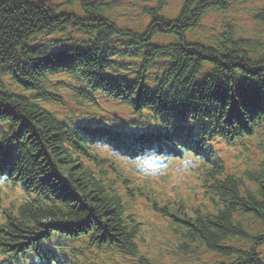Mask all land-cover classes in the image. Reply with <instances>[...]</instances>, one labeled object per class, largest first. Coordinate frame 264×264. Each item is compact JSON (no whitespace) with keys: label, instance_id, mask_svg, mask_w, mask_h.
Here are the masks:
<instances>
[{"label":"trees","instance_id":"trees-1","mask_svg":"<svg viewBox=\"0 0 264 264\" xmlns=\"http://www.w3.org/2000/svg\"><path fill=\"white\" fill-rule=\"evenodd\" d=\"M117 1L67 0L64 10L32 0L0 2V182L27 196L3 208L0 195L6 216L0 251L9 256L2 264H78L68 248L79 241L100 256L153 264L140 248L143 218L131 211L124 190L128 200L145 198L170 219L184 255L205 250L234 257L236 264H264L257 256L264 245V182L257 194L244 196L242 180L226 174L211 151L217 138L239 143L264 126V30L246 38L225 26L215 38L200 37L205 16L226 13L228 0H184L175 17L164 13L169 0H155L156 7L146 5L151 0L136 1L130 7L150 20L146 27L137 22L139 15L132 26L113 19ZM253 17L264 28V6ZM56 36L62 38L54 41ZM58 75L81 83L75 89L91 103L97 94L148 113L158 130L136 134L129 148L107 128H72L45 107L57 101L48 89ZM162 136L168 143L161 150L176 156L201 152L205 204L187 207L180 196L168 199L139 186L93 148L111 143L139 157L156 149ZM238 213L243 219H236ZM254 222L260 228L252 233ZM235 240L253 247L228 245Z\"/></svg>","mask_w":264,"mask_h":264},{"label":"rangeland","instance_id":"rangeland-1","mask_svg":"<svg viewBox=\"0 0 264 264\" xmlns=\"http://www.w3.org/2000/svg\"><path fill=\"white\" fill-rule=\"evenodd\" d=\"M134 1L136 0H121L120 9L116 8L114 11V15L117 16L119 22L127 25H132V23L136 22L137 15L135 12H132L130 7ZM180 1L181 0H174L171 2L170 6L174 9L178 8ZM64 2L65 0L52 1L53 4L61 3V5ZM142 2L143 1L140 0L138 1V4ZM263 4L264 0H235L233 8L228 11V17L222 18L223 20H234V22L238 24L239 30L244 34H260L263 32L264 28L254 20L253 13ZM221 21L220 16L210 17L206 21L207 28L204 32L208 34V37L212 38L210 34H213L215 29L220 28ZM67 79L72 82L71 79ZM56 84V81L53 82V85ZM68 103L75 107L74 103L70 101H68L67 104ZM70 104H68L67 108L64 110L65 114L71 115V112H74L76 115H85V112L80 113L81 111L77 110ZM50 107L53 111L60 112L62 105H51ZM121 109L128 112L127 109ZM97 111L104 114L107 112V106L105 105L104 108ZM263 136L264 135H260L257 139L261 141ZM217 141L225 150L224 160L228 165V172L230 171V173L237 174L243 178L245 175L243 171L245 170L246 164L249 163L248 159L254 157L257 151V142L254 144H252V142H246L244 145L235 144L230 146L223 141H219L218 138ZM129 174L135 178L140 175L135 167H131ZM151 176L154 177H152L150 182L164 196L174 197L180 195L182 197H187V203L185 204L187 207H197V204H201L204 200L202 187L198 186L199 182L197 177L188 166L179 162H174L160 174L157 175L154 173ZM17 194H19V192H17ZM141 200L142 199H139L138 202L132 204L133 210L142 215L144 228L146 230V235L141 242L140 248L143 254L151 258V261L154 260V264H204V260H208V257L202 256L199 260L190 262V260H186L183 256H180L176 250L178 241L174 238L171 232H168L166 220L151 211L149 203ZM93 262L95 264H132L130 261H123L119 257L113 256H101L98 260Z\"/></svg>","mask_w":264,"mask_h":264}]
</instances>
